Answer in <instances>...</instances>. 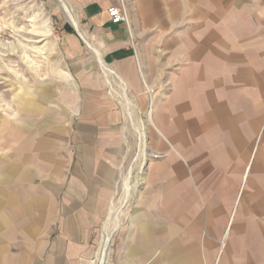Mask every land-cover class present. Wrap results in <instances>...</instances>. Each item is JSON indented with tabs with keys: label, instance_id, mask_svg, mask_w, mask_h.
I'll list each match as a JSON object with an SVG mask.
<instances>
[{
	"label": "crops",
	"instance_id": "1",
	"mask_svg": "<svg viewBox=\"0 0 264 264\" xmlns=\"http://www.w3.org/2000/svg\"><path fill=\"white\" fill-rule=\"evenodd\" d=\"M60 2L73 18L65 25L78 27L61 32L65 53L79 57L68 131L77 150L52 236L31 245L26 264L93 262L125 123L109 78L139 107L153 93L148 141L165 152L146 180L159 181L153 202L166 222L139 224L142 239L123 248L120 264L173 235L159 246L164 264H264V0H124L128 24L107 15L119 0Z\"/></svg>",
	"mask_w": 264,
	"mask_h": 264
},
{
	"label": "rangeland",
	"instance_id": "2",
	"mask_svg": "<svg viewBox=\"0 0 264 264\" xmlns=\"http://www.w3.org/2000/svg\"><path fill=\"white\" fill-rule=\"evenodd\" d=\"M254 1L232 0L241 5ZM69 22L60 0H0V264L29 263L31 245L52 236L63 208L68 164L77 150L68 131L76 109L73 71L79 57L69 58L61 37L63 28L78 32L77 26L67 30ZM98 61L95 64L102 65V59ZM108 81V93L121 105L125 123L113 163L111 197L93 237L92 264H98L106 234L110 240L105 264H120L123 248L142 239L139 224L166 222L157 217L159 205L153 202L159 181L146 180L148 167L165 156L148 141L153 93L146 91L147 107H139L130 93ZM126 97L134 105L130 110ZM174 237L163 242L151 238L148 256L134 264H164L165 247L159 246ZM225 240L218 239L216 260Z\"/></svg>",
	"mask_w": 264,
	"mask_h": 264
},
{
	"label": "built area",
	"instance_id": "3",
	"mask_svg": "<svg viewBox=\"0 0 264 264\" xmlns=\"http://www.w3.org/2000/svg\"><path fill=\"white\" fill-rule=\"evenodd\" d=\"M106 12L112 23L128 24V12L124 0H119L117 5H110Z\"/></svg>",
	"mask_w": 264,
	"mask_h": 264
},
{
	"label": "bare ground",
	"instance_id": "4",
	"mask_svg": "<svg viewBox=\"0 0 264 264\" xmlns=\"http://www.w3.org/2000/svg\"><path fill=\"white\" fill-rule=\"evenodd\" d=\"M62 1V0H61ZM64 5V4H63ZM64 8L66 9V13L68 15V17L70 18V20L73 22V18L71 13L69 12V10L64 6ZM115 221V220H114ZM114 224V223H113ZM114 227V226H113ZM109 239H110V235L107 234L106 239H105V243L101 244L104 245L102 247L101 250V256H100V264H105L106 258H107V250H108V246H109ZM104 240V239H103ZM104 242V241H103Z\"/></svg>",
	"mask_w": 264,
	"mask_h": 264
},
{
	"label": "trees",
	"instance_id": "5",
	"mask_svg": "<svg viewBox=\"0 0 264 264\" xmlns=\"http://www.w3.org/2000/svg\"><path fill=\"white\" fill-rule=\"evenodd\" d=\"M65 26H66L67 30H69V31L71 30V28H70V27H68L67 25H65Z\"/></svg>",
	"mask_w": 264,
	"mask_h": 264
}]
</instances>
